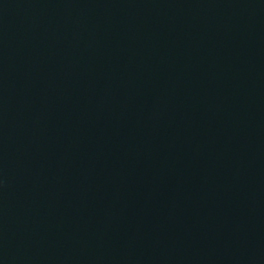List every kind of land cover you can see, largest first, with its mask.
<instances>
[{"label": "water", "instance_id": "95a60500", "mask_svg": "<svg viewBox=\"0 0 264 264\" xmlns=\"http://www.w3.org/2000/svg\"><path fill=\"white\" fill-rule=\"evenodd\" d=\"M0 264H264V0H0Z\"/></svg>", "mask_w": 264, "mask_h": 264}]
</instances>
